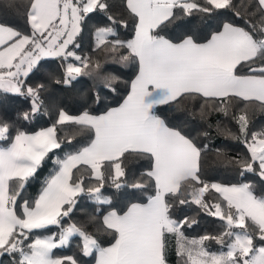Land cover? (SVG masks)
Listing matches in <instances>:
<instances>
[{"label": "snow or ice", "instance_id": "1", "mask_svg": "<svg viewBox=\"0 0 264 264\" xmlns=\"http://www.w3.org/2000/svg\"><path fill=\"white\" fill-rule=\"evenodd\" d=\"M6 6L23 12L26 30L0 22V91L22 97L28 108L0 114V258L7 256L8 264H79L54 253L77 236L82 254L95 253L96 264H168L170 239L182 264H264V130L249 132L247 112L253 105L264 110V0H13ZM121 29L130 30L131 38L120 39ZM86 33L93 37L94 53L103 51L135 68L126 96L99 115L88 110L72 115L54 106L51 126L25 131L44 107L43 92L99 68L91 57L77 54ZM45 57L59 59L63 71L29 83ZM118 79L105 78V87L117 92L112 81ZM189 98L203 99L202 119L209 102L225 116L233 99L244 103L241 114H233L237 133L228 134L242 138L246 154L229 163L242 177L246 172L259 177L260 195L250 182L201 178L208 145L164 115ZM69 126L91 136L59 157L56 150L72 147L58 135ZM129 157L148 162L131 181L123 166ZM47 161L53 170L38 192L28 194ZM81 167L87 180L76 176ZM109 183L113 195L130 187L146 194L147 202L118 207L104 195ZM81 194L97 204L89 222L111 236L107 247L85 227L68 223ZM193 204L218 218L221 231L188 238L185 230L197 221L175 213ZM53 226L58 231L51 232ZM212 241L219 251L209 250Z\"/></svg>", "mask_w": 264, "mask_h": 264}, {"label": "trees", "instance_id": "2", "mask_svg": "<svg viewBox=\"0 0 264 264\" xmlns=\"http://www.w3.org/2000/svg\"><path fill=\"white\" fill-rule=\"evenodd\" d=\"M13 0H0V22L8 23L20 30H26L25 19L23 12L14 7H7ZM20 3L21 0H15ZM228 18H231L230 16ZM91 28V24L89 26ZM171 30V29H170ZM204 33L198 32V37ZM131 31L121 29L120 39L131 38ZM112 39V37H109ZM79 40V38H78ZM81 48L77 49V54L81 56L91 57L93 63H99V68L94 69L92 75L85 74L73 81L71 85H59L50 87L47 91L42 93L44 100V107L40 113L37 114L35 120L30 122L24 128L25 131L33 132L41 128L51 126L56 118V107H62L72 115H78L84 110H88L94 115H98L106 111L110 107H116L122 102L127 94V86L130 80L134 78L135 68L132 65H124L112 58H107L103 51L94 53L92 51L93 37L86 33L83 40H79ZM61 61L53 57H45L41 60L40 68L28 81L31 84L44 82L50 74H59L63 71L60 67ZM87 72V70H85ZM99 73V76L96 73ZM112 76L119 77L118 80L112 81L113 87H117V92H111L105 87V78ZM99 93V104L96 102V96ZM204 103L202 98L185 99L179 108L172 107L166 109L164 115L166 119L174 124L182 127L186 132L194 137L198 144L208 145L207 150L203 153L201 158V178L209 183L222 184H238L250 182L255 185V193L261 194V182L258 176L252 173H245L242 177L240 175L241 169L229 161L243 158L246 154V148L242 142V138H236L235 135H229L228 131L237 133V124L233 119V114H241L244 108V103L233 99L229 114L225 116L222 112L211 110V102H209V110L206 119L201 118L200 105ZM56 106V107H54ZM28 105L22 97L15 94H5L0 91V114L7 111L11 115L21 110H27ZM249 119V132H260L264 130V110L256 106H250L247 110ZM207 131L209 135L203 136L202 133ZM58 135L62 139L71 140L72 147H64L63 151L56 150L59 157H63L66 152L75 151L83 144L89 141L91 133L87 130H79L75 126L64 127L58 130ZM51 155V154H50ZM56 157H53V160ZM128 170L129 181L134 178H139L140 174L148 169V162L143 158L129 157L125 160L123 165ZM52 161H47L46 165L39 172L37 181L33 182L32 186L28 188L27 192L34 195L39 191L43 180L53 170ZM107 174V173H106ZM87 180L88 173L83 167L81 171L76 173V176H81ZM95 182L93 181V185ZM122 194L113 195L115 189L111 184H106L104 187V195L112 196L113 203L118 207H125L130 202H147L146 194L140 192H133L129 188H122ZM191 191V187H188ZM210 200H214L213 194H206ZM97 208V204L81 194L78 197V205L71 214L68 223H75L78 226L85 227L86 231L96 236L101 246L107 247L108 242L111 241V236L104 232H98L97 226L89 222V217L92 216ZM176 216L183 218L184 216L194 218L197 223H194L191 228L185 230V235L191 238H199L202 235L217 234L221 231V222L218 218L207 215L203 210H198L196 205H184L178 207ZM56 227L51 228V232H56ZM44 235L50 234L44 232ZM220 245L214 241L209 243L210 251H219ZM56 256H73L79 261V264H92L95 253L91 256H84L81 250V240L77 236L69 238L67 245L55 249ZM4 264H8V257L3 258ZM168 264H178L181 258L176 256L175 239H171V247L167 250Z\"/></svg>", "mask_w": 264, "mask_h": 264}, {"label": "crops", "instance_id": "3", "mask_svg": "<svg viewBox=\"0 0 264 264\" xmlns=\"http://www.w3.org/2000/svg\"><path fill=\"white\" fill-rule=\"evenodd\" d=\"M117 107V106H116ZM102 114V113H101ZM99 115V114H98ZM146 203V202H145ZM188 238H190V239H192L191 237H188ZM170 247H171V239L169 240V243H168V250L170 249ZM175 250H176V241H175ZM92 264H96V254H95V256H94V261H93V263Z\"/></svg>", "mask_w": 264, "mask_h": 264}]
</instances>
